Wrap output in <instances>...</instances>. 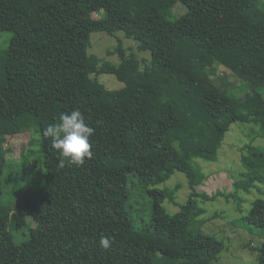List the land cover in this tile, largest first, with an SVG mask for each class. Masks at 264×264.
I'll return each mask as SVG.
<instances>
[{
  "label": "trees",
  "instance_id": "trees-1",
  "mask_svg": "<svg viewBox=\"0 0 264 264\" xmlns=\"http://www.w3.org/2000/svg\"><path fill=\"white\" fill-rule=\"evenodd\" d=\"M2 31L12 32L19 51L0 53V264H217L225 245L203 231L198 201L261 190L264 146L240 148L232 192L200 189L207 175L198 159L217 160L238 121L258 125L264 138V0H0ZM97 31L123 32L151 58L127 53L120 41L119 63L102 59L89 52ZM229 51L247 61L242 71L254 81H245L244 95L215 66L194 67L202 53ZM102 73L124 86L107 88ZM77 108L95 129L93 155L60 168V151L43 131ZM32 125L44 188L35 200L5 202L7 141ZM175 172L191 189L183 204L171 188H151ZM167 198L180 209L170 213ZM246 220L264 264V197L252 201ZM101 235L109 248L99 246Z\"/></svg>",
  "mask_w": 264,
  "mask_h": 264
},
{
  "label": "rangeland",
  "instance_id": "rangeland-1",
  "mask_svg": "<svg viewBox=\"0 0 264 264\" xmlns=\"http://www.w3.org/2000/svg\"><path fill=\"white\" fill-rule=\"evenodd\" d=\"M93 16L99 18L97 13H94ZM20 36L28 37L25 33L20 34ZM91 41L90 53L98 54L102 59H109L115 63L120 61L115 50L120 41L127 53H136L141 60L151 58L150 51L139 50L138 43L132 38L126 37L123 32H118L116 36H112L107 32L97 31L92 33ZM8 47L10 53L14 54L19 51V47L12 39V32L2 31L0 32V53L6 54L4 51ZM246 62L235 51H229L219 57H211L202 53L194 67L200 71H206L209 67L215 66L219 72L226 73L231 84L238 86L239 93L244 95L250 89V85L246 82L254 84V81L242 71ZM144 65L143 61L140 62L141 69L144 68ZM98 78L109 89H120L124 86V83L114 74L102 73ZM258 128L259 126L254 123L240 121L233 123L219 149L217 160L198 159L207 175L204 184L199 186L200 189L208 193L217 190L234 191V178L240 175L243 170L242 150L240 148L247 143L264 146V138L256 133ZM40 139V133L34 125L28 126L21 133L9 137L6 146L11 147L12 152L9 156V165L5 167L3 201L26 203L41 196L46 169L43 164V154L40 152ZM23 153L25 160L21 158ZM11 170L12 176L10 177L8 173ZM257 185L261 190L256 186L251 188L249 192L241 189L236 193L238 197L231 196L228 198L220 195L215 200L199 199L198 205L204 209V212L197 217V220L202 223L203 231L216 235L223 240L225 245L217 264L258 263V251L255 247L261 243V240L254 237L255 232H251L246 225V216L252 207V201L258 197H264L262 193L264 182H257ZM153 187L171 188L174 191V200L180 204L186 202L191 192L187 177L182 172H175L167 181L151 186V188ZM19 192L22 197L25 195L22 199L21 195L18 194ZM163 205L170 213H175L180 209V205L168 198L165 199ZM27 222L31 227L36 225V221L31 217H27ZM24 231L28 232L29 230L25 228Z\"/></svg>",
  "mask_w": 264,
  "mask_h": 264
},
{
  "label": "clouds",
  "instance_id": "clouds-1",
  "mask_svg": "<svg viewBox=\"0 0 264 264\" xmlns=\"http://www.w3.org/2000/svg\"><path fill=\"white\" fill-rule=\"evenodd\" d=\"M95 129L86 121L80 109H72L64 112L59 117V122L48 125L43 134L51 140L52 147L60 151L62 159L59 167L64 168L65 162L68 165L81 166L85 158H91L93 145L90 142ZM111 245L109 237L101 235L99 246L107 249Z\"/></svg>",
  "mask_w": 264,
  "mask_h": 264
}]
</instances>
